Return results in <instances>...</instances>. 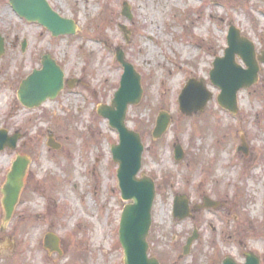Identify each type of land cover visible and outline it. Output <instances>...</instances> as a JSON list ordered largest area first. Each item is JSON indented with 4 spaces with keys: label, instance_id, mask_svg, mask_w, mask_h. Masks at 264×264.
Instances as JSON below:
<instances>
[{
    "label": "rangeland",
    "instance_id": "rangeland-1",
    "mask_svg": "<svg viewBox=\"0 0 264 264\" xmlns=\"http://www.w3.org/2000/svg\"><path fill=\"white\" fill-rule=\"evenodd\" d=\"M50 2L76 21L75 34L54 38L20 19L9 0H0V33L8 36L0 56V128L19 124L24 134L16 149L0 152V171L5 178L17 154L32 159L9 220L0 207V264H124L119 224L129 201L121 197L111 152L118 132L97 113L99 104L111 103L120 85L118 47L142 76V99L129 106L126 121L145 145L138 175L156 182L149 254L162 264H214L225 255L243 262L247 250L264 254V169L246 181L250 158L237 149L244 139L251 153L264 151V0ZM125 3L131 18L122 13ZM120 24L128 27V38ZM231 25L255 44L260 63V78L238 93L237 114L218 103L220 88L210 80L213 62L228 47ZM24 37L29 46L22 51ZM37 44L57 59L67 79L78 81L40 108H18L14 101L20 80L39 63ZM235 60L245 66L238 54ZM192 77L203 78L214 96L204 111L186 115L178 98ZM162 111L172 121L156 139L153 130ZM51 133L61 144L57 149L48 144ZM177 144L185 152L181 160L174 157ZM181 194L191 204L211 194L223 206L203 207L180 219L173 204ZM249 194L253 204L246 202ZM251 219L257 223L250 224ZM195 228L201 236L184 254ZM49 232L60 238L61 254L45 246Z\"/></svg>",
    "mask_w": 264,
    "mask_h": 264
},
{
    "label": "water",
    "instance_id": "water-1",
    "mask_svg": "<svg viewBox=\"0 0 264 264\" xmlns=\"http://www.w3.org/2000/svg\"><path fill=\"white\" fill-rule=\"evenodd\" d=\"M14 9L30 21H38L50 29L55 36L74 34L77 24L73 19L65 18L54 11L47 0H11ZM123 14L132 17L127 3ZM125 35L128 34L126 25H120ZM25 45V43H24ZM4 52V43L0 38V54ZM241 56L247 68L242 67L235 60L236 55ZM117 59L124 67L120 86L114 94L111 104H102L98 113L109 119L110 125L119 133V143L112 146L113 158L119 163L118 177L122 196L126 200H133L124 207L120 222V241L125 250V264H160L156 257L149 256L148 234L152 224V207L156 196L155 181L148 177L137 176L142 166L144 144L138 131L127 126L126 117L130 105L138 104L143 95L141 74L134 65L126 60L121 47L117 48ZM264 61V57L262 58ZM259 64L255 55V46L252 41L240 34L234 25L228 34V47L224 57H217L210 72L211 81L221 88L218 96L219 103L227 109L238 111V91L249 87L258 80ZM64 70L48 55L44 57L43 67L35 70L26 78L18 91L20 101L28 107H36L48 98H55L64 87ZM212 97L207 89L204 79L191 78L183 88L179 100L180 109L187 114L203 111ZM171 123L169 113L160 112L156 126L153 130L154 138H160ZM18 136H9L6 130H0V150L6 145L15 147ZM50 144L57 148L53 141ZM245 149V148H243ZM176 157L182 159L184 151L177 145ZM29 160L19 156L15 161L7 182L3 188V203L7 218H10L19 200L24 185V177ZM174 213L180 218L188 214V202L178 197L175 200ZM195 232L185 246L188 253L195 239ZM46 245L51 250L61 252L59 238L53 233L46 236ZM244 264H260L259 258L254 254H247ZM222 264H240L228 257Z\"/></svg>",
    "mask_w": 264,
    "mask_h": 264
},
{
    "label": "flooded vegetation",
    "instance_id": "flooded-vegetation-1",
    "mask_svg": "<svg viewBox=\"0 0 264 264\" xmlns=\"http://www.w3.org/2000/svg\"><path fill=\"white\" fill-rule=\"evenodd\" d=\"M2 36H3V38H4V43H5V47H6V45H7V38H8V36L7 35H3L2 34ZM18 42V41H20V36L18 35V34H16L15 35V42ZM24 41L26 42V46H25V48L23 49L22 48V44H24ZM28 46H29V40H28V38H26V37H24L23 38V40L21 41V50L22 51H25L27 48H28ZM35 46V45H34ZM40 48H41V46H40V44H37V52L35 53V57L37 58V59H39V63L38 64H36V65H33L32 66V68H31V70L29 71V72H27L26 73V75L24 76V77H22V79L20 80V83L23 81V79H25L34 69H36V68H40V67H42V62H43V60H44V57L46 56V55H48L50 58H54V59H56L50 52H45V53H43V52H41V50H40ZM36 50H33V52H35ZM34 56V55H33ZM20 83H19V85H20ZM17 90H18V88H17ZM17 94V93H16ZM17 99H16V101H14V105H16L18 108H24V109H28V108H26L20 101H19V99H18V96L16 97ZM16 125V126H15ZM13 127H11V128H14L13 130V132H11L10 130H11V128L9 127V126H7V130L11 133V134H14V133H18V132H20V130H22L23 128H22V126H18L19 124H15ZM4 128H6V127H4ZM19 134V133H18ZM263 150H264V148H262ZM246 155H247V158H250L249 160H250V163H249V167H248V169L245 171V173H246V181H249L251 178H253L255 175H256V173H260L263 169H264V151H261V152H256L255 151V153H251L250 152V149L248 148V145H247V152L245 153ZM27 178V177H26ZM5 180H6V176H5V178L3 177V172H1L0 171V186L5 182ZM25 182H26V180H25ZM263 185H264V183H263ZM211 195V194H210ZM210 195H208V194H205V195H202V202L201 203H199V204H191V202H190V210H189V216H195V214H196V212H200L201 211V209L204 207V209H205V211L206 210H208V209H211V208H207V207H214L215 208V210H219V209H221L222 208V206H223V203L221 202V201H219L218 200V203L217 204H214L213 202H212V200H208L207 198L208 197H212V196H210ZM213 198V197H212ZM214 199V198H213ZM216 200V199H215ZM262 200H263V204H264V195H263V197H262ZM246 202H247V204H253V197H252V195H250L249 194V196H247V200H246ZM0 204H1V208H3V205H2V201H0ZM213 209V208H212ZM3 211H4V208L2 209ZM214 210V209H213ZM4 217H5V215H4ZM249 223L250 224H256L257 222H255L254 221V219H251L250 221H249ZM253 224V225H254ZM3 229L1 228V231H2ZM199 230V229H198ZM256 230H258V231H261V228L260 227H257V229ZM0 235H1V232H0ZM200 232H199V238H200ZM251 251V250H250ZM223 260V258H221L218 262H221ZM261 263L263 264L264 263V258H262V256H261Z\"/></svg>",
    "mask_w": 264,
    "mask_h": 264
}]
</instances>
